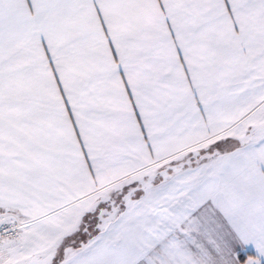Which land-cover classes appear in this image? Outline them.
I'll list each match as a JSON object with an SVG mask.
<instances>
[{
    "label": "snow or ice",
    "instance_id": "1",
    "mask_svg": "<svg viewBox=\"0 0 264 264\" xmlns=\"http://www.w3.org/2000/svg\"><path fill=\"white\" fill-rule=\"evenodd\" d=\"M0 264H264V0H0Z\"/></svg>",
    "mask_w": 264,
    "mask_h": 264
}]
</instances>
